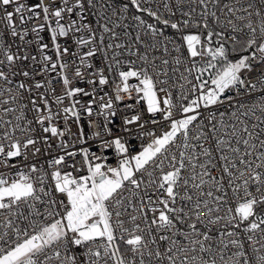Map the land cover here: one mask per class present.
<instances>
[{"label": "snow or ice", "instance_id": "1", "mask_svg": "<svg viewBox=\"0 0 264 264\" xmlns=\"http://www.w3.org/2000/svg\"><path fill=\"white\" fill-rule=\"evenodd\" d=\"M0 264H264V0H0Z\"/></svg>", "mask_w": 264, "mask_h": 264}, {"label": "built area", "instance_id": "2", "mask_svg": "<svg viewBox=\"0 0 264 264\" xmlns=\"http://www.w3.org/2000/svg\"><path fill=\"white\" fill-rule=\"evenodd\" d=\"M126 2H128V0H126ZM159 6V5H158ZM132 8V12H135V7L134 6H131ZM9 10H11V8H9ZM136 14H139V13H136ZM160 14L162 15V18H164L165 16H167L168 14L164 11V9L162 7H160ZM142 17L144 19H146V21L148 23H152L154 25H156L157 27H163L162 25H159L157 24L155 18H149L147 16V13H143L142 14ZM126 23H131L133 24V28L131 29V31H133V34H135L136 32V29L134 27V24L135 22L131 21V20H128L126 21ZM17 24H19V21L17 20ZM164 32H165V36H171L173 38V40H175V42L177 43L178 46H181V40H180V36H179V33L176 32V30L174 29H171V28H163ZM5 35H7V33H5ZM42 35H44V38H45V41L44 42H50L49 41V33L47 31H45L44 33H42ZM29 39H31V37H29ZM148 37L145 36V40H147ZM158 40L160 38H157ZM9 43H11V40L9 39L8 41ZM137 47H140L141 48V51L144 50L143 46L141 45H137ZM158 49H159V45H158ZM186 45L184 46H181V51L179 53L175 52L172 50V46L171 44H169V53L168 54H163L162 51L158 50L155 55L160 57V58H168L169 60H172L173 57L175 56H180L181 59H183L185 56H187V52H186ZM124 58H128L127 57V54H125V57ZM123 59V58H122ZM129 59L131 60H135L136 61V66H138L140 64V61L136 58V57H130ZM199 59V58H198ZM99 66V65H98ZM130 67V65L128 64H125L122 66V69L121 70H128V68ZM184 70V67L181 66L180 67V71H183ZM105 75H109L110 77H115L116 76V73L115 72H112V73H109L107 72V70L105 71ZM178 75V74H177ZM137 81L135 80V78L131 79L129 81L130 84H134L136 83ZM172 82H170L171 84ZM180 83H183V81H180ZM73 86H76L75 83ZM80 86L82 87H85V88H89L90 89V86L87 85V84H81ZM104 91H107L109 93H111V87L110 86H105L104 88ZM172 91H173V96H174V99L176 98L177 96V93L179 91V88H178V85L176 87H173L172 88ZM99 94H103V93H98ZM84 100H88L90 99V97H86V98H83ZM67 103V101L65 102ZM135 101L134 100H128L127 97H125V100L123 102H116L117 104V108H118V111H117V116L115 118H113V124H110L109 127H112L115 131V128L117 125H120L122 124V117L124 115H132L134 114V111H129L128 109H125L124 108V104H134ZM146 107V105L144 104V102H141L139 105H137V109H139L141 112L144 111V108ZM145 115V118L147 119L148 118V114L147 113H144ZM87 116L84 115V118L82 119L81 123H83L85 125V133H86V139H88V144H79L77 143L76 144V148H82V147H89L91 149V151L93 152H96L97 155H101L103 154L104 156H106L107 158V164L111 165V166H116V163H117V154L115 152V148H111V149H107L105 150L103 153H101L100 149L98 148L96 142L92 139H89L90 137V134L92 132V129L89 128L87 126ZM58 126L63 129V121H60ZM157 128H159L160 126H156ZM72 133H75L76 132V126L73 124L72 126ZM157 134L159 135V131L157 132ZM36 136H39V135H42L41 131L39 129H37V132L34 134ZM64 140H70L72 139L71 137V134H66L65 137L63 138ZM150 139V138H149ZM59 139L58 138H52L51 140V143L53 145H57L59 144ZM140 141L137 140L136 141V144L133 146V153L132 154H136L137 151H139L140 149ZM70 150H73V149H70ZM63 154L62 150H60L59 148H54L53 150H50L49 151V154L48 155H41L40 157H38L36 160H31V162H35V163H38L39 165L45 167L48 169V171H52L53 169L51 168H48V165L45 163V161L51 159L53 156H58V155H61ZM81 159L80 156H77L76 157V160L79 162ZM12 163H16L15 160L12 161ZM66 171H72L71 168L69 169H65ZM7 171V170H5ZM12 172H15V169H12ZM87 174L86 171H83V172H73V175H85ZM60 199H63L62 196L58 197Z\"/></svg>", "mask_w": 264, "mask_h": 264}]
</instances>
